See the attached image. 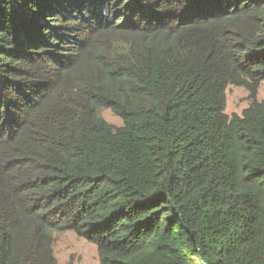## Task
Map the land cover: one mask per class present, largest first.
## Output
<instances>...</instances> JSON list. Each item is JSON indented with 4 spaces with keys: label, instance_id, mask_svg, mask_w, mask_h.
I'll return each instance as SVG.
<instances>
[{
    "label": "trees",
    "instance_id": "16d2710c",
    "mask_svg": "<svg viewBox=\"0 0 264 264\" xmlns=\"http://www.w3.org/2000/svg\"><path fill=\"white\" fill-rule=\"evenodd\" d=\"M263 81L264 0H0V264H264Z\"/></svg>",
    "mask_w": 264,
    "mask_h": 264
},
{
    "label": "rangeland",
    "instance_id": "374dc122",
    "mask_svg": "<svg viewBox=\"0 0 264 264\" xmlns=\"http://www.w3.org/2000/svg\"><path fill=\"white\" fill-rule=\"evenodd\" d=\"M256 100L264 101V81L259 84ZM250 104L248 91L239 86H227L225 89V110L227 117L241 115ZM102 119L113 128L122 127V121L109 110H101ZM53 256L57 264H99L94 245L78 238L72 232L52 233Z\"/></svg>",
    "mask_w": 264,
    "mask_h": 264
}]
</instances>
